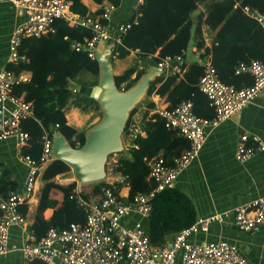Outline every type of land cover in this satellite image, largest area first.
<instances>
[{
  "label": "trees",
  "instance_id": "trees-1",
  "mask_svg": "<svg viewBox=\"0 0 264 264\" xmlns=\"http://www.w3.org/2000/svg\"><path fill=\"white\" fill-rule=\"evenodd\" d=\"M69 1L72 2V11L80 16L108 23L104 16L107 7L118 6L122 0H94L100 5L96 11H92L83 0ZM202 4H205V10L198 12ZM246 7L250 12H246ZM252 13L264 15V0H143L138 5V15L132 19L138 20L137 26L120 35L113 51L114 68L118 60H126L132 52L136 53L127 61V66L121 73L114 69L118 88L128 89L141 77L144 72L140 68L142 58L152 56L153 60L158 62L167 55L184 57L191 41L194 42L195 49L201 52L202 61L211 54L218 75L224 82L234 84L236 87L251 84L252 76L248 73L236 74V67L241 61L250 62L257 59L264 63V26ZM54 24L55 32L38 37H26L20 46V53L28 56L31 43L41 45L43 42L47 46L44 56H32L29 62L24 60L8 65V69L17 74L26 70L31 73L42 71L49 83L51 82L42 86L35 81H27L14 86L12 90L16 95L33 103L34 116L22 120L21 126L30 134L24 152L38 161L43 151L45 136L52 137L56 131L62 132L74 147L84 144L85 130H79L68 123L67 113L72 107H79L84 112L95 111L101 115L100 105L96 99L74 90L70 85L71 80L85 86L98 82L97 61L86 53L81 54L72 49L71 39L89 38L92 36L91 29L71 25L64 19H57ZM206 27L216 32L212 48L206 45L204 36ZM78 56L82 58L80 61L77 60ZM203 73V63H194L182 78L179 75H169L165 79L163 76L157 77L148 89L144 104L152 108L154 102L149 99L151 95L155 91L162 94L168 92L170 102L168 108L175 107L182 100L191 99L196 114L211 117L214 114L213 107L199 86ZM131 119L132 115L127 122L124 138L129 134ZM142 123L147 136L137 134L132 146L126 149L125 153H120L113 168L108 169L114 176H119L120 180L114 182L101 180L85 184L84 189L88 191L84 193L85 197L100 198L103 187L117 188L124 181L135 182L139 186L137 191L131 187L130 197L138 191H148L152 188V183L148 180L149 161L161 155L171 162L174 156L181 154L188 146L187 139L181 136L178 130L165 127V119L159 114H144ZM56 163L61 168L69 167L61 159H56ZM56 171H59L58 167H52L46 172V176ZM76 186L77 182L66 186L55 181L45 182L40 205L57 206L58 201L50 197L51 190L56 187L63 191L67 205L63 211H58L56 224H51V221L44 219L42 215L37 216L33 225L36 239H40L52 226L64 229L71 223L85 222L84 212L75 200L70 198ZM152 202L153 212L150 218L145 220L144 225L154 245L166 243L170 236L192 225L198 219L193 200L179 187L168 188L158 193ZM23 206L26 204L21 206L22 212L25 213ZM70 208L79 210L77 219L70 220V217L65 216Z\"/></svg>",
  "mask_w": 264,
  "mask_h": 264
},
{
  "label": "built area",
  "instance_id": "built-area-1",
  "mask_svg": "<svg viewBox=\"0 0 264 264\" xmlns=\"http://www.w3.org/2000/svg\"><path fill=\"white\" fill-rule=\"evenodd\" d=\"M23 10L25 21L12 33L9 40L10 62L24 61L26 55L20 53V45L25 37L41 36L56 31L55 21L64 19L74 25L90 28L92 36L84 42H74L73 48L85 52L95 59L94 50L101 41L119 40L125 33L138 24L130 20L120 24L113 32L108 23H101L75 13L69 0H9ZM138 5L143 0H137ZM114 5L107 7L104 16L108 19ZM246 12H250L248 7ZM264 26V15L252 13ZM204 73L200 78V89L208 96L214 114L211 117L199 116L194 111L191 99L182 100L173 108H158L153 114L165 119V127L176 129L188 141V146L181 154L169 162L158 155L149 161V180L152 188L138 191L133 197L120 195L111 187H103L100 198L85 197V183L77 181L70 198L85 214L84 223H71L68 228L50 227L40 238L31 240L22 248L24 264H251L243 255L238 245L227 239L209 242H195L192 237L200 232H208L214 222H224L233 217L234 225L243 231H251L264 225V195L249 202L237 205L231 210L217 211L207 216L198 217L190 226L179 231L173 240L162 245H154L150 240L144 221L153 212L155 196L174 187L191 162L196 159L207 139V129L215 128L228 120L235 112L252 102L264 91V63L260 60L241 61L236 67V74L248 73L252 83L243 87L224 82L218 75L212 56L203 58ZM157 66L168 75H181L184 72L182 55L162 57ZM30 80L28 75L8 68L0 69V103L9 102L11 113L3 120L0 138L15 137L18 142L19 158L29 166L24 191L13 193L0 200V254L10 251V232L13 226L26 223V215L21 206L27 204L36 193L40 171L43 165L53 159L52 137L45 136L40 160L24 152L30 138L28 131L21 126V121L34 116L31 101L13 93V87ZM127 138L132 145L140 133L137 122L129 125ZM248 132L240 136L236 149L239 160H247L264 145L254 137L257 145H247Z\"/></svg>",
  "mask_w": 264,
  "mask_h": 264
},
{
  "label": "crops",
  "instance_id": "crops-1",
  "mask_svg": "<svg viewBox=\"0 0 264 264\" xmlns=\"http://www.w3.org/2000/svg\"><path fill=\"white\" fill-rule=\"evenodd\" d=\"M83 2L92 11L100 8V5L96 4L94 0H83ZM105 4L109 3L105 2ZM199 9L204 11L205 4L200 5ZM137 13V0H122L120 5L110 10L108 18L110 29L113 32H117L120 24L132 20L133 17L138 15ZM25 19L26 15L22 9L16 7L9 0H0V69L8 68V65L11 63L9 59V40L15 29ZM71 25L73 24L71 23ZM215 35L216 32H213L207 27L204 28L206 45L211 48L215 44L213 43ZM66 38L71 39L68 36ZM85 39L80 40L77 37L71 39L72 49L75 50L73 48L74 42H84ZM190 44H193L192 51L189 52V45V51L187 49L183 57L185 69L179 75L181 78L191 65L194 63H202L201 52L195 49L194 42L192 43L191 41ZM46 49L47 46L43 42L41 45L31 43L29 45L30 52L28 56L26 55L25 61L29 62L32 56H44ZM83 53L85 52H81V54ZM134 55L136 53L132 52L128 59L118 60L114 68L115 71L121 73L127 66V61ZM157 55L158 53L155 54V56ZM81 59L80 56L77 57L78 61ZM140 68L143 71L149 68L157 69V62L153 60L152 56L142 58L140 60ZM22 74L28 75L30 77L29 81H35L42 86L51 83H49L48 78L45 77L42 71L31 73L26 70ZM161 76L165 79L169 75L162 71L160 76L157 77ZM133 77L135 78L136 75H133ZM70 85L74 90L76 89L88 96H90L88 94L89 88L94 86H85L72 80L70 81ZM160 86L161 84L158 85V87ZM149 99L154 102V107L148 108L143 102L131 114V123L137 122L140 127L139 134L142 136H147V131L144 129V124L142 123L144 114L148 113V115H151L156 109L167 108L170 104L168 92L162 94L155 91ZM11 109L12 106L9 102L0 103V131L3 126V120L10 115ZM99 116L100 114L95 111L84 112L79 107H72L67 113L68 123L79 130L85 131L92 117L95 121ZM244 132H248L249 134V138L246 141L247 145H257V142L254 140L255 136L264 145V91L219 126L207 129V139L199 156L191 162L178 180H176L174 187H179L191 197L198 217L207 216L217 211L231 210L239 204L249 202L264 195V149L258 150L247 160H239L236 157V149L240 141V136ZM123 140L125 144L124 152H126V149L130 147V140L127 137L123 138ZM118 159L119 157H117L116 161ZM52 167H58L59 171L46 176V172ZM28 172L29 166L19 158L17 139L12 136L0 138V200L8 198L13 193L23 192ZM109 175L110 177L108 176V178L111 179V181L108 180L109 182L120 180L119 176H114L111 172H109ZM48 181H55L57 184L63 186L77 182L71 166H63L61 168L57 165L56 159L54 158L43 165L38 177L36 193L31 201L26 206H23L25 208L26 223L22 226L17 225L11 228V249L8 252L0 254V264H24L22 248L31 240L32 232L34 233V239L36 238L33 225L36 222L37 216L42 215L44 219L50 220L51 224H56L58 211H63L66 207L64 193L57 187L53 188L50 192V197L58 201L57 206L42 207L40 205L42 187ZM131 187L136 191L139 189L137 183L125 181L121 186L114 189L120 195H126L130 194ZM78 213H80L79 210L70 208L69 211H66L65 216L70 217V220L77 219ZM144 223L146 224V221ZM175 235L170 236L167 242L170 243ZM219 239H227L235 242L251 264H264V225H260L251 231H243L234 225L233 217L229 216L222 223H212L208 232H200L192 237V240L195 242H209Z\"/></svg>",
  "mask_w": 264,
  "mask_h": 264
},
{
  "label": "water",
  "instance_id": "water-1",
  "mask_svg": "<svg viewBox=\"0 0 264 264\" xmlns=\"http://www.w3.org/2000/svg\"><path fill=\"white\" fill-rule=\"evenodd\" d=\"M116 39L101 41L94 50L99 65L98 82L89 88V95L100 105V120L85 131L86 140L74 147L60 131L54 132L52 156L65 161L74 170L76 180L90 183L105 180L106 163L111 154L125 150L123 134L135 108L147 96L151 83L162 68H149L128 89H119L111 62Z\"/></svg>",
  "mask_w": 264,
  "mask_h": 264
},
{
  "label": "rangeland",
  "instance_id": "rangeland-1",
  "mask_svg": "<svg viewBox=\"0 0 264 264\" xmlns=\"http://www.w3.org/2000/svg\"><path fill=\"white\" fill-rule=\"evenodd\" d=\"M200 11H202V9H199L198 10V12H200ZM192 43H193V41H192ZM192 47H193V44H190V51H189V49H188V51L189 52H191L192 51ZM188 52V54H190ZM111 62H112V59H111ZM113 64V63H112ZM147 100V96L142 100V102L141 103H143V102H145ZM140 103V104H141ZM139 104V105H140ZM94 115V114H93ZM100 118H101V115L94 121V118L92 117V119H91V121L88 123V126H87V129H89L90 127H92L93 125H95L99 120H100ZM86 129V130H87ZM123 138H124V136H123ZM124 152V151H123ZM120 153L121 152H119V153H114V154H111L109 157H108V160H107V163H106V169H107V177L105 178V180H109V181H111V179L110 178H108V176L110 177V175H109V171H108V169H110V168H113V166H114V163L116 162V159H117V157H120ZM125 153V152H124ZM113 181H114V179H113ZM91 183V182H90ZM86 184H89V183H86Z\"/></svg>",
  "mask_w": 264,
  "mask_h": 264
},
{
  "label": "bare ground",
  "instance_id": "bare-ground-1",
  "mask_svg": "<svg viewBox=\"0 0 264 264\" xmlns=\"http://www.w3.org/2000/svg\"><path fill=\"white\" fill-rule=\"evenodd\" d=\"M89 91H90V90H89ZM89 91H88V92H89Z\"/></svg>",
  "mask_w": 264,
  "mask_h": 264
}]
</instances>
